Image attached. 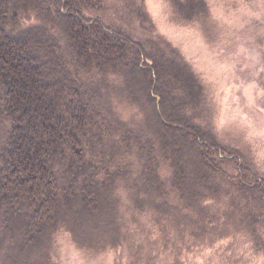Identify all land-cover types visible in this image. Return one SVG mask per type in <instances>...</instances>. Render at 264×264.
<instances>
[{"label": "trees", "instance_id": "trees-1", "mask_svg": "<svg viewBox=\"0 0 264 264\" xmlns=\"http://www.w3.org/2000/svg\"><path fill=\"white\" fill-rule=\"evenodd\" d=\"M104 2L0 0V264H47L57 228L85 250L126 241L131 264H155L178 232L189 246L177 255L226 238L230 258L264 256L262 171L242 156L235 177L222 173L211 150L236 148H219L187 109L201 79L137 0L121 1L118 23ZM116 101L144 102L156 118L144 136L160 142H140L136 173L116 158L126 129Z\"/></svg>", "mask_w": 264, "mask_h": 264}, {"label": "rangeland", "instance_id": "rangeland-1", "mask_svg": "<svg viewBox=\"0 0 264 264\" xmlns=\"http://www.w3.org/2000/svg\"><path fill=\"white\" fill-rule=\"evenodd\" d=\"M121 1L123 2H104L107 6L104 15L115 23H118L124 11L118 9ZM137 1L144 11L140 16H148L147 20L154 27V35L179 50L181 57L202 81L199 98L196 101L192 97L188 98L190 102L187 109H192L195 113L192 124L196 127L207 124L219 148H236L231 157L223 153V150L217 151L215 147L214 151L211 150L212 158L219 161L222 173L230 178L235 177L243 156L245 161L248 160L264 175V0ZM137 12H131V16L135 17ZM125 17L126 20L129 19V16ZM129 21L133 22L131 19ZM158 102L159 99L156 103ZM143 103L115 102L116 110L120 112L126 125L119 143L121 146L115 151L116 158L121 166L127 167L131 172L135 170V173L138 171L140 142L153 144L155 137L157 143L160 142V136L156 133L155 137L144 136L147 131L143 124H155L156 118L151 108ZM97 152L101 151L97 149ZM164 169L161 166L162 172ZM116 192L124 200H128L131 194L125 182L117 184ZM242 197L237 194L235 198L244 208L246 198ZM53 232L48 242L50 254L47 264H131L126 241H122L115 249L106 245L104 251L95 250L96 248L85 250L75 244L70 234L61 228ZM182 234L178 232L170 239V243L166 242L167 249L161 242V255L155 264H173L175 258H180L185 264H264V256H252L245 251V255L230 258L229 251L226 250L230 246V240L226 238L214 250L177 255L178 247L183 244L189 246L188 238ZM237 243L241 242L233 244L240 252L247 244ZM143 260L145 259L139 260L137 264H150L148 259L146 262ZM23 264L38 263L32 257Z\"/></svg>", "mask_w": 264, "mask_h": 264}]
</instances>
